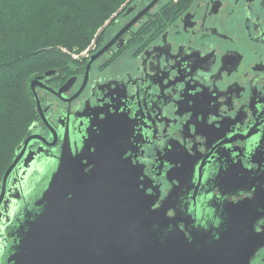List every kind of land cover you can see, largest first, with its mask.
Returning a JSON list of instances; mask_svg holds the SVG:
<instances>
[{
    "label": "flooded vegetation",
    "instance_id": "flooded-vegetation-1",
    "mask_svg": "<svg viewBox=\"0 0 264 264\" xmlns=\"http://www.w3.org/2000/svg\"><path fill=\"white\" fill-rule=\"evenodd\" d=\"M150 1L40 78L20 149L74 168L106 160L165 232L211 241L252 219L264 234V0Z\"/></svg>",
    "mask_w": 264,
    "mask_h": 264
},
{
    "label": "water",
    "instance_id": "water-1",
    "mask_svg": "<svg viewBox=\"0 0 264 264\" xmlns=\"http://www.w3.org/2000/svg\"><path fill=\"white\" fill-rule=\"evenodd\" d=\"M52 71L30 80L37 111L35 86ZM24 148H16L1 179L0 264H251L264 243L252 219L211 241L189 239L176 227L165 232L168 222L152 219L130 178L106 160L74 168L71 155L44 161Z\"/></svg>",
    "mask_w": 264,
    "mask_h": 264
},
{
    "label": "trees",
    "instance_id": "trees-1",
    "mask_svg": "<svg viewBox=\"0 0 264 264\" xmlns=\"http://www.w3.org/2000/svg\"><path fill=\"white\" fill-rule=\"evenodd\" d=\"M135 0H0V184L36 118L31 78L68 65Z\"/></svg>",
    "mask_w": 264,
    "mask_h": 264
},
{
    "label": "rangeland",
    "instance_id": "rangeland-1",
    "mask_svg": "<svg viewBox=\"0 0 264 264\" xmlns=\"http://www.w3.org/2000/svg\"><path fill=\"white\" fill-rule=\"evenodd\" d=\"M95 43H96L95 41L91 42L90 45L88 47H86L84 50H82L79 53H72L71 56L73 58H75V57H77L79 55L85 54L86 52H88L89 50H91L93 48ZM257 258H256V260H254V264H264V251L261 252Z\"/></svg>",
    "mask_w": 264,
    "mask_h": 264
}]
</instances>
